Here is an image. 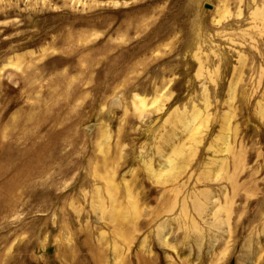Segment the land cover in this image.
Segmentation results:
<instances>
[{
	"label": "rangeland",
	"instance_id": "374dc122",
	"mask_svg": "<svg viewBox=\"0 0 264 264\" xmlns=\"http://www.w3.org/2000/svg\"><path fill=\"white\" fill-rule=\"evenodd\" d=\"M0 264H264V0H0Z\"/></svg>",
	"mask_w": 264,
	"mask_h": 264
}]
</instances>
